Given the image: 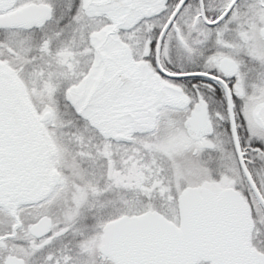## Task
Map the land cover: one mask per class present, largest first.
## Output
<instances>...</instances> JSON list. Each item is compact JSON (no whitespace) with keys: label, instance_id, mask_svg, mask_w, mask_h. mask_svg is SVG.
<instances>
[{"label":"snow or ice","instance_id":"1","mask_svg":"<svg viewBox=\"0 0 264 264\" xmlns=\"http://www.w3.org/2000/svg\"><path fill=\"white\" fill-rule=\"evenodd\" d=\"M0 264H264V0H0Z\"/></svg>","mask_w":264,"mask_h":264}]
</instances>
